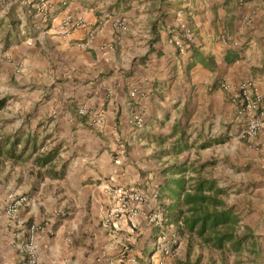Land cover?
<instances>
[{"label":"crops","instance_id":"1","mask_svg":"<svg viewBox=\"0 0 264 264\" xmlns=\"http://www.w3.org/2000/svg\"><path fill=\"white\" fill-rule=\"evenodd\" d=\"M50 1L47 23L33 6L0 1V264L20 263L33 222L43 225L40 264L109 263L126 244L139 264H157L160 229L148 215L169 203L161 189L180 134L214 151L229 138V163H239L238 102L222 84L254 78L264 88V0ZM67 13L103 25L89 48L83 29L61 35ZM181 22L193 31L184 54L170 42ZM107 180L147 194L135 232L104 220ZM10 193L29 197L16 218Z\"/></svg>","mask_w":264,"mask_h":264},{"label":"built area","instance_id":"2","mask_svg":"<svg viewBox=\"0 0 264 264\" xmlns=\"http://www.w3.org/2000/svg\"><path fill=\"white\" fill-rule=\"evenodd\" d=\"M4 5L21 3L26 6H33L39 9L42 19L45 23L51 20L52 3L50 0H0ZM126 19L119 17L115 24L117 27H124ZM77 29L86 31V38L80 45L83 48H89L96 38L103 32V25L100 22L90 23L83 16L67 13L63 16L59 31L61 35L68 36ZM193 31L186 22H181L178 26L176 36L171 38L170 42L176 47L181 54L187 52L192 45ZM223 89L232 92V97L238 102L237 120L239 121L240 130L236 138L238 140L252 142L260 135L264 134V88L254 78H247L238 84L223 83ZM136 91L132 95H136ZM82 115L86 114L85 108L80 110ZM93 121L100 123L103 118L100 114L92 115ZM146 119L142 113H137L131 118V124L136 128H142ZM104 192L107 194L109 201L102 209L104 220L114 222L115 224L122 219L129 222L130 228L135 232L139 228L138 216L142 207L147 203V194L133 186L119 185L114 180H107L102 184ZM160 192L155 188L153 199H158ZM29 203L27 195L10 193L8 195L7 213L11 218H16L20 207ZM148 221L152 226L160 229L157 236L156 246L158 256L157 264H173V259L181 252V235L174 226L166 224V218L163 208L157 205L148 215ZM28 237L22 246V259L19 264H40V233L43 231V225L39 222H33L28 226ZM102 260V259H100ZM104 261V260H103ZM101 264H139L138 257L132 255L125 246L117 258L109 263Z\"/></svg>","mask_w":264,"mask_h":264},{"label":"rangeland","instance_id":"3","mask_svg":"<svg viewBox=\"0 0 264 264\" xmlns=\"http://www.w3.org/2000/svg\"><path fill=\"white\" fill-rule=\"evenodd\" d=\"M259 137L252 142L237 139L238 153L235 158L239 162L237 165L229 163L228 155H226V148L233 145V140L226 138L228 140L220 142L221 149L214 151L198 149V143L191 139V135L186 137L188 144L195 143L190 150H186L189 157L187 162L189 174L194 175L196 170H200L201 174L207 178H213L216 175L219 185L228 191L227 202L240 211L243 226L251 227L255 239H249L246 250L237 254L230 250L218 251L201 247L196 238L192 239L190 245L187 237L181 236V252L174 257L173 264H264V136ZM241 144H245L253 151L242 150ZM172 156H177L178 159L174 158V161L172 159L170 164H180L182 162L180 156L184 157L185 153L173 151ZM244 158H246L245 161L240 163ZM204 163L208 164L203 166ZM229 166L234 167L237 172H244V175L231 178L227 171ZM246 184L247 186L244 187ZM243 189L247 190L245 194L241 193ZM127 247L131 251V247L129 245Z\"/></svg>","mask_w":264,"mask_h":264},{"label":"trees","instance_id":"4","mask_svg":"<svg viewBox=\"0 0 264 264\" xmlns=\"http://www.w3.org/2000/svg\"><path fill=\"white\" fill-rule=\"evenodd\" d=\"M18 141L16 139L14 143ZM195 143L188 144L186 134L182 132L174 142V151L184 152ZM211 144L204 141L198 144V149H205ZM8 153L11 154V151ZM2 154L4 150L0 147ZM166 172L169 176L161 190L163 199L169 201L162 204L167 225L176 227L181 236L187 237L190 245L196 238L201 247L209 249L230 250L237 254L246 250L249 239H255L254 232L250 226H243L242 214L227 202L225 187L219 185L216 179L203 176L200 170L190 175L187 162L174 163L166 168Z\"/></svg>","mask_w":264,"mask_h":264}]
</instances>
